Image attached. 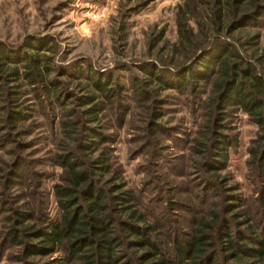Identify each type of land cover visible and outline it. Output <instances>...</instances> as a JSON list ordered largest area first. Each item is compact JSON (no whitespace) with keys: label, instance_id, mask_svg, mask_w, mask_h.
I'll return each instance as SVG.
<instances>
[{"label":"rangeland","instance_id":"374dc122","mask_svg":"<svg viewBox=\"0 0 264 264\" xmlns=\"http://www.w3.org/2000/svg\"><path fill=\"white\" fill-rule=\"evenodd\" d=\"M188 1L0 0V52H7L5 63L0 58V264H23L19 260L22 245L8 238L12 230L23 234L15 221L17 211L38 213L39 219L25 222L37 225H42L45 215L56 214L52 186L62 169L55 163V153L61 140L66 141L59 127L60 115L63 108L81 112L77 97L86 93L83 85L89 68L111 77L120 87L121 100L106 105L102 113L103 131L114 139L104 145L110 147L113 169L134 190L141 210L150 215L149 221L160 223L158 239L165 242L166 234L187 238L192 216L208 218L212 209L225 215L226 203L237 196L246 200L256 228L263 230L264 208L259 215L255 201L261 181L254 178L249 164L256 125L240 111L226 117L223 134L232 143L223 169L211 173L207 154L200 155L195 149L199 141H205L204 91L188 89L181 94L156 89L143 70L146 63L159 60L164 73L171 74L174 63L182 60V50H173L180 47L177 17L184 13L180 10L192 17L185 5ZM249 5V0H243L244 8ZM202 14L194 16L200 19ZM191 24L197 26L193 20ZM231 35L242 41L255 36V55L264 54V14L257 26ZM47 44L56 53L43 49ZM36 52L51 56L53 66L67 70L70 77L61 75L59 69L32 83L24 75L20 54ZM171 58H176L173 65ZM13 68H18L17 76L10 75ZM46 80L62 85L64 106L48 97ZM13 111L27 118L12 125L6 115ZM176 202L183 204L177 207ZM189 208L193 215L188 214ZM58 255L27 260L42 262ZM218 258L228 264L221 252Z\"/></svg>","mask_w":264,"mask_h":264},{"label":"trees","instance_id":"16d2710c","mask_svg":"<svg viewBox=\"0 0 264 264\" xmlns=\"http://www.w3.org/2000/svg\"><path fill=\"white\" fill-rule=\"evenodd\" d=\"M249 2L247 9L243 0H225V6L222 0H189L185 5L192 17H185V10H180L184 13L178 14L177 29L182 48L174 46L173 50H182V60L175 64L176 58L170 59L174 63L171 74L164 73L159 60L146 63L143 70L156 89H174L181 94L188 89L204 91L206 98L201 107L205 141H199L200 148L195 149L200 155L207 154L211 173L223 169L232 143L223 134L226 117L240 111L256 125L257 137L249 150V164L253 166L254 178L261 181L255 198L260 215L264 208V54L255 55L252 42L255 36L242 41L231 35L258 25L264 3ZM223 7L227 8V14L222 12ZM202 13L203 18L194 16ZM43 49L56 53L49 44ZM0 53L5 63L7 52ZM20 57L24 75L32 83L59 69L61 75L70 77L67 70L53 66L52 57L47 54L36 52ZM10 75L17 76L18 68H13ZM85 79L86 93L77 97L76 103L82 107L81 112L63 108L60 115L59 127L66 141L61 140L55 153V163L62 169L52 186L56 214L51 218L45 215L42 225H37L25 222L39 219L38 213L17 211L15 221L21 225L23 234L22 230L8 233L11 241L22 245L19 260L23 264H221L218 258L221 252L228 264H264V228L260 231L259 226L256 228L246 200L238 196L226 203L225 215L212 209L208 218L192 216L187 238L166 234L163 242L156 237L161 233L160 223L152 216L149 221L150 215L141 210L134 190L113 169L110 147L104 145L114 139L103 131L102 113L106 105L121 100L120 87L111 77L91 68ZM61 86L50 81L46 84L48 97L64 106ZM139 90L143 95V90ZM38 98L42 99L41 94ZM26 118L21 111L6 115V121L12 125ZM209 188L215 193L214 185ZM182 204L175 203L177 207ZM186 210L193 213L190 208ZM56 253L59 255L42 262L27 260Z\"/></svg>","mask_w":264,"mask_h":264}]
</instances>
